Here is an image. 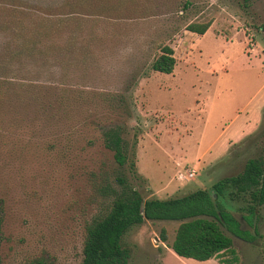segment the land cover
<instances>
[{"label":"rangeland","instance_id":"374dc122","mask_svg":"<svg viewBox=\"0 0 264 264\" xmlns=\"http://www.w3.org/2000/svg\"><path fill=\"white\" fill-rule=\"evenodd\" d=\"M206 21L202 35L187 29ZM263 22L264 0H0V80L32 83H0V264H79L117 174L144 199H168L264 159ZM163 46L171 73L151 67ZM110 127L123 129L133 168L103 145ZM225 204L250 235L221 225L237 259H218L264 264V205L249 223ZM179 223L131 227L127 264H221L175 254Z\"/></svg>","mask_w":264,"mask_h":264},{"label":"trees","instance_id":"16d2710c","mask_svg":"<svg viewBox=\"0 0 264 264\" xmlns=\"http://www.w3.org/2000/svg\"><path fill=\"white\" fill-rule=\"evenodd\" d=\"M242 1L246 6L250 3V0ZM209 26L210 21L191 22L187 29L202 35ZM259 29L264 31V22ZM174 65L172 48L163 46L151 67L157 72L171 73ZM3 70L0 67V72ZM2 77L0 83L7 93L32 86L31 82L22 80L18 75ZM102 139L118 166L123 167L129 163L130 168H133V161H129L130 143L124 137L122 128L105 129ZM114 181L117 186L107 180L102 185V195L107 206L85 224L79 264H127L129 252L122 246V236L145 220L180 221L170 244L173 252L180 257L205 261L218 259L225 252L234 255L232 238L224 233L221 225L243 238L250 234L240 228L239 221L225 203L236 202L237 208L245 213L244 219L249 223L257 208L264 205L262 157L248 158L240 172L218 179L209 189L199 188L168 199H144L138 188L129 184L122 174L115 175ZM161 240H165L164 235ZM233 255L231 259L235 261L237 258ZM219 262L231 264V260L227 259Z\"/></svg>","mask_w":264,"mask_h":264},{"label":"built area","instance_id":"2783aa9c","mask_svg":"<svg viewBox=\"0 0 264 264\" xmlns=\"http://www.w3.org/2000/svg\"><path fill=\"white\" fill-rule=\"evenodd\" d=\"M194 173H195L194 171L187 172V177L192 178L194 176ZM180 177H183V175H180Z\"/></svg>","mask_w":264,"mask_h":264},{"label":"crops","instance_id":"0c3cea01","mask_svg":"<svg viewBox=\"0 0 264 264\" xmlns=\"http://www.w3.org/2000/svg\"><path fill=\"white\" fill-rule=\"evenodd\" d=\"M231 135H234V133H232ZM208 260H210V259H208Z\"/></svg>","mask_w":264,"mask_h":264}]
</instances>
